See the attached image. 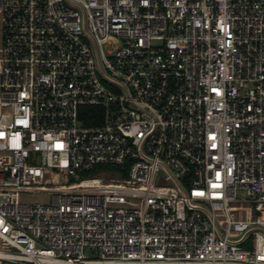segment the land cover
Instances as JSON below:
<instances>
[{
	"label": "built area",
	"instance_id": "2783aa9c",
	"mask_svg": "<svg viewBox=\"0 0 264 264\" xmlns=\"http://www.w3.org/2000/svg\"><path fill=\"white\" fill-rule=\"evenodd\" d=\"M0 261L264 264V0H0Z\"/></svg>",
	"mask_w": 264,
	"mask_h": 264
},
{
	"label": "trees",
	"instance_id": "16d2710c",
	"mask_svg": "<svg viewBox=\"0 0 264 264\" xmlns=\"http://www.w3.org/2000/svg\"><path fill=\"white\" fill-rule=\"evenodd\" d=\"M80 112L85 125H98L102 121V108L99 106H81Z\"/></svg>",
	"mask_w": 264,
	"mask_h": 264
},
{
	"label": "rangeland",
	"instance_id": "374dc122",
	"mask_svg": "<svg viewBox=\"0 0 264 264\" xmlns=\"http://www.w3.org/2000/svg\"><path fill=\"white\" fill-rule=\"evenodd\" d=\"M21 197L28 202L46 203L49 200L48 194L42 193V192H38V193H34V194L24 193V194H22ZM246 246H250V243H247ZM86 256L89 258H97L98 252L97 251H87ZM0 264H9V263L0 261Z\"/></svg>",
	"mask_w": 264,
	"mask_h": 264
}]
</instances>
